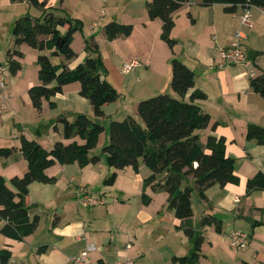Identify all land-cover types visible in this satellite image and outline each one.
I'll return each mask as SVG.
<instances>
[{
	"label": "crops",
	"instance_id": "obj_1",
	"mask_svg": "<svg viewBox=\"0 0 264 264\" xmlns=\"http://www.w3.org/2000/svg\"><path fill=\"white\" fill-rule=\"evenodd\" d=\"M148 1L47 0V8L82 22V28L73 33L71 40L75 56L70 60L61 55L51 56V61L74 67L87 56L85 44L93 36L101 54L104 77L119 93L115 101L103 106L105 117L99 121L107 127L112 119L122 120L128 115L136 118L141 99L163 92L177 96L170 87V62L173 56L178 57L193 71V89L205 94L204 98L194 100L210 116L208 125L196 131L200 141L204 145L208 136L224 139L226 155L235 159L234 172L239 182L213 184L205 190L206 198L201 199L193 178H189L194 230V237H189L177 227L181 221L168 207L169 194L144 186V179L152 171L143 163L137 172L130 166L119 170L111 185L104 184L111 168L96 150L107 143L105 127L89 153L98 155V162L83 167L77 162H56L45 169L54 181L29 184L25 199L28 215L29 219L38 216V224L21 240L0 234V247L11 252L7 264H71L70 257L79 254L87 244L94 246L88 255L98 264L125 260L132 264H175L172 257L188 255L198 234L202 242L196 264H264V189L246 191V181L258 171L264 172V145L246 138L249 124L264 126V98L249 84L250 78L264 71V50L252 44L256 31L264 32V11L256 6L237 5L233 12H226L219 3L203 6L200 0H187L173 12L170 37L175 44L171 49L161 38V19H151L147 13ZM24 4L27 2L0 0V9L10 14L12 23L22 15ZM245 13L250 25L241 22ZM110 21L131 25L130 34L108 40L103 26ZM65 30L66 26L60 28L61 33ZM236 32L242 35L240 47L248 66L242 62L225 63L220 57L221 51L235 41ZM4 39L0 43V50H5L0 60L5 81L0 148L16 150L0 157V176L9 180L27 170V161L18 150L20 135L36 140L44 148H50L55 141L82 143L78 136L65 139L56 119L65 116L73 120L78 114L94 118V114L89 100L80 95L77 81L63 85L62 91L51 98L55 102L53 108L47 99L42 100L40 109L34 108L28 89L39 83L38 55L49 54L50 50L40 51L25 43L16 46L22 53L16 58L21 67L12 73L6 54L12 47V36ZM134 59L139 64L124 72L123 63ZM189 95L190 91L185 98ZM143 192L149 197L147 203L141 198ZM83 194L97 197L102 203L84 206L80 203ZM207 215L221 221L220 231L213 223L201 225L202 217ZM232 231L246 236L245 245H230Z\"/></svg>",
	"mask_w": 264,
	"mask_h": 264
},
{
	"label": "trees",
	"instance_id": "obj_2",
	"mask_svg": "<svg viewBox=\"0 0 264 264\" xmlns=\"http://www.w3.org/2000/svg\"><path fill=\"white\" fill-rule=\"evenodd\" d=\"M11 2H27L42 10L39 17L28 12L18 16L12 22V47L6 52L8 68L12 73L21 67L16 58L22 53L15 47L27 44L33 48L50 50L49 54L40 53L37 57L39 83L28 89L31 104L40 109L43 99L49 100L50 107L55 106L51 99L62 91L63 85L79 82L80 95L87 98L93 108L94 118L78 114L73 120L60 116L56 122L62 126L65 139L78 136L82 143L72 141L63 143L55 141L50 148L42 147L36 140L24 135L19 137L18 150L27 161V170L21 176H13L6 180L0 176V234L15 240H21L30 234L38 224V216L29 219L26 196L29 184L33 181L52 182L55 179L45 174V169L55 164L77 162L81 167L96 163L98 155L90 156L95 147L98 135L105 129L99 119L105 117L103 106L115 101L119 93L104 77V67L96 41L91 36L85 44L87 56L74 67L63 62L54 63L51 56L61 55L66 60L75 56L71 48L73 33L82 28L79 19L62 12L57 13L46 7L47 0H10ZM187 0H150L146 3L149 17L160 18L162 21L161 38L172 49L175 40L170 37L174 26L173 12ZM219 3L223 10L233 12L237 5L243 7L256 6L264 11V0H200L203 6ZM66 26L61 33L60 28ZM132 26L110 21L103 26V33L108 40L130 34ZM58 39L60 41L58 42ZM170 87L177 95L163 92L141 99L137 105V117L128 115L122 120H110L108 124V142L101 148L106 157L110 174L104 179L105 185H111L119 170L130 166L137 172L143 163L151 171L144 179V186L150 185L152 190H164L169 196L168 207L173 210L183 232L194 237L191 224L193 209L189 184L192 177L198 196L205 199V190L213 185L224 186L226 183H238L235 174V159L225 153V142L222 137L208 136L203 145L198 129L208 125L210 116L203 112L194 102L205 97L200 90L193 89V71L176 56L170 62ZM251 88L264 98V71L250 78ZM190 91L189 98L186 94ZM56 128V125L54 126ZM246 138L264 145V126L249 124ZM15 147H1L0 157L10 155ZM196 164V165H195ZM158 175H162L157 179ZM264 189V172L258 171L246 181V191ZM144 203L149 197L141 194ZM214 224L217 231L221 230V221L214 216L202 217L201 225ZM202 236L194 238L191 252L185 256H173L175 264H196L201 256L200 245ZM11 256L10 250L0 247V264H7Z\"/></svg>",
	"mask_w": 264,
	"mask_h": 264
},
{
	"label": "built area",
	"instance_id": "obj_3",
	"mask_svg": "<svg viewBox=\"0 0 264 264\" xmlns=\"http://www.w3.org/2000/svg\"><path fill=\"white\" fill-rule=\"evenodd\" d=\"M241 22L247 25H250L248 20V15L245 13L241 17ZM240 37H242L241 33H237L236 40L232 43V45L223 51H221L220 57L225 63H234V62H242L246 66L249 65V61L247 60L246 54L243 49L240 47ZM139 64V61L134 59L129 62L123 63L122 70L124 72L131 71L134 67ZM5 86V81L3 78V74L0 73V109L2 108L1 103L5 100V96L3 94V88ZM80 203L84 206H94L102 203L101 199L91 196L89 194H83L80 198ZM229 243L232 247H241L246 243V236L239 231H232L229 234ZM126 247H130V245H126ZM94 248L93 245L87 244L85 248L77 255L71 256L69 261L71 264H98L92 261L88 255L89 251ZM118 264H132L131 260H125L119 262Z\"/></svg>",
	"mask_w": 264,
	"mask_h": 264
},
{
	"label": "rangeland",
	"instance_id": "obj_4",
	"mask_svg": "<svg viewBox=\"0 0 264 264\" xmlns=\"http://www.w3.org/2000/svg\"><path fill=\"white\" fill-rule=\"evenodd\" d=\"M27 5L29 6V7H27ZM30 8V9H29ZM34 8L35 7H33V6H31V5H29L28 3L27 4H24L23 6H22V11L21 12H23L22 14H24V13H26V12H28L31 16H33V17H39V16H41V14H42V10L41 9H39V8H35V9H37L38 11L39 10H41V13L40 12H36L35 10H34ZM29 10V11H28ZM11 22V19H10V14L9 13H6L5 11H3L2 9H0V43H2L3 42V39L5 38V37H11V28H12V23H10ZM249 31H251V30H249ZM261 31H262V29H260V30H258V31H256V33H255V35H254V37L252 38V44H253V46L254 47H257L258 49H262V50H264V32L263 33H261ZM237 33L238 32H236L235 33V40H236V38H237ZM241 38V37H240ZM5 40V39H4ZM259 54V53H258ZM0 60L2 59V57H4L5 56V50H3V49H1L0 50ZM3 64V63H2ZM106 127V126H105ZM105 131H107L108 132V126L106 127V130ZM107 142H108V139H107ZM101 148L102 147H100V148H96L97 150L96 151H98V153H101V154H103L102 153V151H101ZM104 155V154H103ZM104 157H105V155H104ZM105 160H106V157H105Z\"/></svg>",
	"mask_w": 264,
	"mask_h": 264
},
{
	"label": "water",
	"instance_id": "obj_5",
	"mask_svg": "<svg viewBox=\"0 0 264 264\" xmlns=\"http://www.w3.org/2000/svg\"><path fill=\"white\" fill-rule=\"evenodd\" d=\"M60 41V39H58V42Z\"/></svg>",
	"mask_w": 264,
	"mask_h": 264
}]
</instances>
